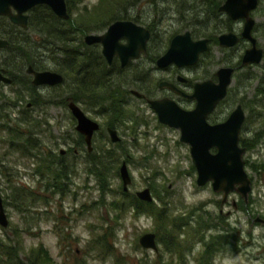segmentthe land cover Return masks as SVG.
<instances>
[{
    "label": "rangeland",
    "instance_id": "1",
    "mask_svg": "<svg viewBox=\"0 0 264 264\" xmlns=\"http://www.w3.org/2000/svg\"><path fill=\"white\" fill-rule=\"evenodd\" d=\"M97 1L81 0L76 9L93 6ZM203 1L179 0V5H172L179 7L178 11L168 8L170 3H161L160 8H167L156 11L153 8L155 5L148 3L149 0H140L128 12L132 16L138 15L144 22L156 16L157 24L170 30L184 28L186 20L196 22L199 35L220 33L228 28L238 32L242 30L243 20H229L219 9L209 10V5ZM182 12L186 19H183ZM252 13L256 19L254 34L259 45L264 47V0H260ZM107 27L90 32L101 33ZM71 43L72 48L80 46L78 40ZM154 43L156 46L161 44L162 37L156 36ZM248 46L250 42L247 39H242L236 47L223 50L212 43L209 53L204 54L189 73L194 79L213 76L214 71L227 61L240 60ZM166 47V43H163L160 51ZM46 59L51 68L56 63L66 61L60 47L59 56ZM147 59L149 61L150 58ZM152 64L149 62L140 67L142 69H138L136 77H133H138L142 88L151 93L156 90L159 76ZM133 78L124 80L122 75L121 81L131 84ZM40 90L44 94L43 102L27 109L32 116L41 117L35 119L41 120L39 129L31 125L33 135L41 141L40 148L43 150L59 152L64 148L72 152L76 146V120L68 104L62 101L72 91V84L44 85ZM260 99L264 100V58L260 63L242 67L234 73L228 95L213 114L214 118H226L239 103L245 110L246 118L240 135L249 143L244 153L245 168L252 181L247 200L241 193L231 191L227 201L223 202V193L214 190L211 182L199 185L190 146L180 139V129L162 123L147 101L132 94L127 107L131 116L134 113L135 120L126 119L125 125L118 126L123 149L116 144L108 145L119 155L114 161L115 166L105 171L107 181H103L104 190L100 183L102 181L89 169L87 154L84 159L73 154L66 157L72 160V164L71 179L65 193L46 189L37 170L38 166L45 165V152L38 155L35 151L39 152V149L34 148V151L29 148L25 152L12 148L5 141L8 133L0 130V188L3 197L8 198L11 216L7 227L0 225V240L7 241L10 237L16 241L18 236L15 230L18 229L22 234L19 238L23 239L22 254L42 244L56 264H204L208 258L211 264H264V222L261 221L264 218V110L262 116L259 109L249 115L250 111L245 107H249L250 101ZM179 102L185 107L194 105L189 99ZM79 103L82 107L89 106H84V101ZM24 105L26 107V103L11 107L12 114L19 115ZM84 109L101 122L109 118L91 108ZM126 123L134 126V130H130ZM123 160L127 161L132 176L128 190L123 188L119 171ZM145 187H150L153 202L165 208L162 218H167L166 221L173 218L177 224L187 222L181 226V233L178 234L185 246L183 256L166 247L167 235L162 232L159 220L153 214L137 213L133 204L126 206L125 202ZM32 189L36 192L32 193ZM16 197L23 210L14 205ZM233 199L238 203L237 207L233 205ZM205 210H208V215L211 214L209 219ZM219 215L222 217L220 227L205 226L208 220H220ZM175 216L178 217L174 219ZM199 225L202 229L196 233ZM148 231L156 233L158 252L143 247L139 241L140 236ZM199 236L203 239H197ZM219 236L226 237L227 242L220 243ZM204 242H214V247L205 246Z\"/></svg>",
    "mask_w": 264,
    "mask_h": 264
},
{
    "label": "water",
    "instance_id": "2",
    "mask_svg": "<svg viewBox=\"0 0 264 264\" xmlns=\"http://www.w3.org/2000/svg\"><path fill=\"white\" fill-rule=\"evenodd\" d=\"M42 3L49 5L61 18L70 17L66 0H0V14L8 15L17 24L26 26L29 9ZM259 3L260 0H225L219 5V10L227 13L232 19L244 20L240 34L230 30L219 35V43L222 46L236 45L241 38L250 42V46L242 55L240 66L260 63L264 57V48L259 45L254 34L256 19L252 13ZM149 36L150 30L147 27L132 19L118 18L111 22L104 32H89L85 34L84 39L88 44L100 42L103 46L102 51L109 61L117 54L124 65L129 59L139 56L147 49ZM122 38H126L127 42H121ZM6 43L7 40L0 39V45ZM208 48V38L193 39L190 31H185L172 38L169 48L158 58V64L165 65L173 61L179 64L194 63L199 53ZM235 69V66L223 65L216 71L217 81L210 78L197 82L191 94L196 98L194 108H185L171 97L149 98L148 102L162 123L179 128L180 139L191 144L190 151L197 169L199 185L212 180L214 190L224 192V200L231 190L239 191L247 200L252 181L245 168L246 148L239 143L240 131L246 118L245 110L242 104H238L224 121L211 124L207 119L209 113L227 95ZM29 71L34 73L35 84L56 85L64 81L63 73L57 70H35L30 65ZM1 79L10 80L0 73ZM133 92L138 96L143 95L136 89ZM67 100L71 113L77 118L76 128L85 135L87 146L91 150L92 138L94 132L100 128V123L89 116L72 96H68ZM108 130L113 142L121 140L116 128L110 126ZM212 146L217 147L216 152L210 150ZM64 150L63 148L62 151ZM120 175L124 190H128L132 176L126 160L121 163ZM136 194L140 199L154 200L150 187L140 189ZM261 220L264 222V219ZM8 222L0 190V223L7 225ZM139 241L143 247L158 250L156 233L153 231L143 233Z\"/></svg>",
    "mask_w": 264,
    "mask_h": 264
},
{
    "label": "trees",
    "instance_id": "3",
    "mask_svg": "<svg viewBox=\"0 0 264 264\" xmlns=\"http://www.w3.org/2000/svg\"><path fill=\"white\" fill-rule=\"evenodd\" d=\"M68 5V10L70 12V17L68 19L61 18L57 16L51 8L45 4H37L30 11V24L35 30V37L33 36L32 42L34 49H37L42 44H50L51 49L55 50L56 53L59 52V47L62 49V54L65 57V63H56L55 67L59 71L63 72L65 79L62 84L59 86H64L65 84H72V91L69 92L68 96H72L74 100H80V96L84 97L91 104L88 107L98 113L108 115L109 118H118L120 124L116 122H111L113 126H119L121 124L125 125L126 119L135 120L134 113L131 116L128 112V103H125V99L129 94V89L125 87V82L121 81L122 74L120 72L112 73L108 83H105V78L107 74L105 73L104 66L100 69L96 68L94 73V80L89 83H85L83 76L85 72H88L89 68L85 67V72L80 76V82L75 81V75L77 72V66L80 64L84 68L88 61V54L86 51H76L72 48L71 41L78 40V45H85L84 34L89 33L91 30H101L108 26L111 22L118 18H129L135 21L139 20L138 15H131L128 11L129 8L135 7L140 0H98L93 6H83V9H76L77 4L81 0H66ZM224 0H204L208 5L209 10L218 11L219 5ZM179 0H149L148 3L152 5H160L161 3H170L169 7L172 5H179ZM173 10H180L179 7ZM180 13V12H179ZM0 18H5L0 16ZM227 19L231 20L229 17ZM1 33H4L0 31ZM38 34V35H37ZM39 38V39H37ZM59 58V57H58ZM264 58V57H263ZM32 64L39 66L38 62L34 59ZM47 63L40 64V67H48ZM80 91H78L77 90ZM34 91V90H33ZM66 96L62 101H65V104H68ZM250 111L249 115L259 109L261 116L263 115L262 110H264V100L260 99L259 101H250L249 107L245 105ZM74 117V116H73ZM75 120V117H74ZM38 123H41V120L32 119L31 125L35 127ZM126 126L131 130V124ZM126 127V128H127ZM132 130V132H133ZM12 135V136H11ZM75 144L84 146L85 140L83 135L76 131L75 135ZM10 138L14 139L15 148H19L25 151L28 148L39 149V152L36 154L40 155L44 152L40 148L41 141L37 136L33 135V130L30 128L27 131L19 130L18 128L12 129ZM256 137L254 138L256 143ZM114 145L121 147L123 149L122 139L116 143H113L109 138L107 133H98L93 138V151L88 152V162L91 165V171L95 172L98 178L100 179L101 187H105V182L107 181V176L105 171L111 170L114 165L118 153L116 154L113 150V147L108 145ZM42 149V150H41ZM50 153V152H49ZM73 154V151L71 152ZM46 155V153H45ZM74 155V154H73ZM47 159H45V165L38 166L37 170L41 176V179L44 180V186L46 189H50L53 192H60L61 194L67 191L70 181V165L72 160L59 158V162L56 161L55 155L47 154ZM264 165V164H263ZM260 167V166H257ZM117 170V168H116ZM104 190V188H103ZM32 193L36 192L34 189L31 190ZM41 196V195H39ZM46 202V201H45ZM129 202V203H128ZM125 202L126 206L128 204H133L136 207L137 213H151L155 216L162 228V232L167 235L165 240V245L168 249L179 253L180 256H183L185 252V246L183 241L179 238L181 233L180 228L182 225H186L187 222L181 221L177 224L173 218L170 221H166L167 218H162L165 208L163 206H158L152 201H146L138 198L135 194L132 195L130 201ZM48 203V202H46ZM14 205L19 210H23L18 198H15ZM122 206V203L120 204ZM24 208V210H26ZM178 217V216H177ZM175 216L174 219L177 218ZM196 229V228H195ZM201 225H199L198 230L195 232L198 233L201 230ZM17 233V240L4 239L0 240V264H56L53 258L50 256L49 252L44 249L42 244L38 247H32L30 251L21 255V247L23 245V239L19 238L21 236V231L15 230ZM101 237V236H100ZM220 243H226V237H218ZM197 239L202 240L201 236ZM96 241L99 240L95 239ZM20 245V246H19ZM24 255V256H23ZM212 258V257H211ZM204 262V261H203ZM81 264H88L82 262ZM175 264V263H173ZM204 264H211L210 258H208Z\"/></svg>",
    "mask_w": 264,
    "mask_h": 264
},
{
    "label": "flooded vegetation",
    "instance_id": "4",
    "mask_svg": "<svg viewBox=\"0 0 264 264\" xmlns=\"http://www.w3.org/2000/svg\"><path fill=\"white\" fill-rule=\"evenodd\" d=\"M150 5H152V4H150ZM155 6H153V8L156 11H158L160 9H165L167 7L173 9V7L172 6L169 7V5L165 8H160L159 5H155ZM32 8H30L28 11L29 20H28V24L26 26H21L20 24H17L8 15L0 14V16L5 17L2 19L0 18V31L4 32V33L0 32V39L7 40L6 44L0 45V73L5 77L10 78V80H5V79L0 80V130L8 133V137H7V139H5V141H7L9 146H11L12 148H15L14 142H13L14 139L10 138V134H11L12 129L18 128L19 130L27 131L31 128V122H32L33 118L34 119L41 118L39 116L34 117V116H32V113L27 112V109L31 108V106L33 104L38 105L39 103L43 102L44 94L40 90L41 86L46 85V86H52L53 87V86L59 85V84H56V85L35 84L33 82L34 73L32 71H29L30 65H32V67L35 70L52 69V70L59 71V69L55 67L56 64L54 65L53 68H51L52 66L51 67L48 66V67H44V68L40 67V64H43L44 62L47 63L46 57H53L55 55L59 56V52L56 53L55 50L51 49L50 44H45V43L42 44L41 46H39L37 49H34L32 39H33V36L35 35L36 32H35L33 26H31V24H30V16H31L30 11ZM218 9H219V7H218ZM51 10H52V8H51ZM163 11L164 10H161V12H163ZM221 13L226 14L227 17H229L233 21L243 20V19L234 20L227 13H225L223 11H221ZM182 14H183L182 17H184L183 19H186L183 12H182ZM56 15L59 16L58 14H56ZM140 20H141V18H139V20H137L136 22L138 24H141V25L147 27L150 30V36L147 40V49L145 51H142L139 56L129 59L123 65L122 59L117 54L113 56L111 61H109L102 51L103 46L100 42H94V43L88 44V43H86V41L84 39L86 44L79 46L77 48L75 47L74 50L80 51V52L87 50L86 52L88 54V61L86 63V66H84V68L80 64L77 66L75 81L77 83L80 82L81 74L83 72H85V67H88L89 70H88V72H85L84 76L82 77L83 78L82 81H84L85 83L92 82L94 80V73L96 71V68L100 69L102 67V65L104 66L105 69H107V70H105V73L107 74V77L105 78V83L109 82L112 73H117V72H120L123 75V79L125 80L127 77H131V78L136 77V75H137L136 72L138 71V69L139 70L142 69L140 67L151 62V63H153L151 67H153V69L158 71V73H159V76L156 79L157 86H156L155 92L151 93L150 90L143 89L142 84L138 80L139 78L138 77L133 78V80H132L133 82L131 84L125 83V87L129 89V94L125 99V103L130 102L129 97L132 94V95L136 96L137 98L143 99L147 102H148L149 98L171 97V98L175 99L180 105H182V104L179 102V100L189 99L190 101L194 102V105L192 107H185L183 105L182 106L185 108H194L196 105V98L193 97L191 94L194 92L196 83L204 81L206 79H210V78L217 81L218 76L216 74V71L223 65L219 66L214 71L213 76H204L203 78H199V79L192 78V76L189 73L190 69L192 67H194L197 63H199V61L203 58L202 56L204 54L207 55L209 53V51L211 50L212 43L217 44L220 47V49L223 50V49H230V48L236 47L239 44V42L242 39H244V38H241L240 41L236 45H233V46H222L219 43V35L224 31H222L220 33L216 32L213 34L208 33V34H203V35L200 34L199 35L197 32L199 29V25L196 22L191 23L188 20H186L185 23H183V27L185 26L184 28H176L174 30H170V29L166 28L165 26L163 27L161 25H158L157 20H156V16L154 18H152V20H150L149 22H146V21L144 22V21H142V20L140 21ZM159 20L162 21L161 18ZM190 27H192L193 29ZM230 30L235 31L238 34L241 33V31L238 32L232 28L231 29L228 28L225 31H230ZM185 31H190L191 37L193 39H199V38H204V37L208 38L209 48L207 50L201 51L199 53L198 59L194 63L179 64V63L173 61V62L167 63L165 65H159L158 64V58L162 54H164L166 52V50L169 48L170 43L172 41V38L179 33H184ZM156 36L162 37V43L157 45V46L154 43ZM37 39H39V38H37ZM120 40L123 43L127 42L126 38H122ZM163 43H166L167 47L165 50L160 51V47ZM83 48H86V49L83 50ZM39 49H41V50H39ZM89 49H91V50H89ZM242 55L240 57V60H238L237 62H232L233 60H229L224 65L235 66L236 67L235 72H236L238 69L245 67V66H240ZM147 57L150 58L149 61H147L148 60ZM33 59L36 62H38L39 66H37V65L35 66L34 64H32ZM64 79H65V76H64ZM7 88H9V89H7ZM134 89L138 90L143 95L142 96L136 95L133 92ZM77 90H78V88H77ZM228 93H229V90H228ZM228 93H227V95H228ZM226 96L223 99H221L219 101V103L217 104V106L214 108V110L209 113L208 118H207L209 123L214 124V123L224 121L225 119H227L229 114L232 112V111H230V113L227 115L226 118H214V115H213L214 111L216 110L218 105L226 98ZM80 98H81L80 100H75L80 106H81V104L79 103V101H84L85 104H91L92 103L86 99H82V98H84L82 96H80ZM25 103H26V107L24 105V110L23 109L20 110L19 115L12 114V110L10 109L11 107L12 108H13V106L20 107V106H22V104H25ZM148 104H149V102H148ZM82 108L84 109V107H82ZM93 119H96L100 123V128L94 132L93 138L96 134H98L100 132V133H107L109 136V139L111 140L108 127L111 126V127H114L118 130V126H113L111 124V122H113V121L116 122L117 124H120L118 118H105V120L103 122L98 120V118H93ZM75 120H76V124H77V118H75ZM35 127L38 128V124L35 125ZM75 127H76V125H75ZM37 128H35V130ZM41 128L42 127L40 126V129ZM76 130H77V128H76ZM37 132H38V130H37ZM37 132H36V134H37ZM77 132H79L81 135H83V138L85 140V135L78 130H77ZM240 134H241V131H240ZM93 138H92V144H93ZM121 139H122V137H121ZM113 143H116V142H113ZM186 143H188V142H186ZM239 143L241 146H244L246 149L249 145V143H248V141H246V139L241 138V135H240ZM188 144H189L190 150H191V144L190 143H188ZM75 145L76 146H74L72 148L73 154L75 157L81 156L82 159L85 158L84 156H86V154L89 156L88 152H91L94 149V148H92L91 150H89L87 143H86V140H85V145H86L85 148H83L84 146L79 145V144H75ZM62 149H60L59 152H57L55 150L49 151L46 149V150H44V152L46 153V155L47 154L55 155L56 161L59 162V158L61 160H63V158H66L68 155L72 154L69 150L65 149L64 151H62ZM28 150H29V148L26 149L25 152H27ZM210 150L212 152H216L217 147L212 146ZM35 153H37V151H35ZM190 154H191V151H190ZM191 157H192V155H191ZM89 169H91V165H90ZM208 182L212 183V180H208L206 183H208ZM0 190H1V188H0ZM231 191L240 193L237 190H231ZM231 191H229V193ZM220 192L223 193L222 201L223 202L227 201L229 193L227 194V196L224 200V196H225L224 192L223 191H220ZM1 194H2V192H1ZM2 197H3V195H2ZM8 203H9L8 198L3 197V204H4L5 211H6L8 220H9L7 225H3L0 223V225L3 227H7L11 221V216H10L9 210H8L9 209ZM233 205L235 207L238 206V203L236 202L235 199H233ZM221 212H222V210H221ZM228 213H230V210L228 211ZM205 214L208 216L207 219H209L211 214L208 215V210H205ZM221 215H219L220 220H218L217 222H211L210 220H208L209 223L206 221V223L208 225H205V226L209 227V228L220 227L222 225ZM262 219H264V218H262ZM261 221L263 222V220H261ZM24 230H26V228H24ZM219 237H221V236H219ZM204 244H205V246H208V247H214V242H211L210 244H209V242H204ZM158 250H156V252H158Z\"/></svg>",
    "mask_w": 264,
    "mask_h": 264
}]
</instances>
